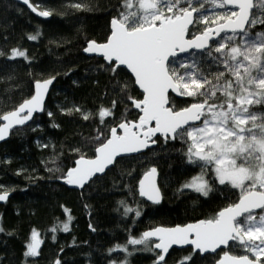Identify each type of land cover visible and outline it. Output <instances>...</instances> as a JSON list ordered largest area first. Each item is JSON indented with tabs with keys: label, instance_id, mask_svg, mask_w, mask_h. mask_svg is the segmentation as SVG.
Returning <instances> with one entry per match:
<instances>
[{
	"label": "trees",
	"instance_id": "trees-1",
	"mask_svg": "<svg viewBox=\"0 0 264 264\" xmlns=\"http://www.w3.org/2000/svg\"><path fill=\"white\" fill-rule=\"evenodd\" d=\"M30 1L41 11L50 10V19L33 15L13 0H0V121L2 115L31 98L36 80L55 77L56 82L44 113L30 125L15 130L9 141L0 146V194H11L8 203L0 205V227L4 230L0 232V264H25V245L30 242L33 229L42 243L40 255L27 258L28 264H53L58 258L61 264L119 262L126 253L110 254L109 249L125 245L129 238H139L145 231L161 226L211 219L219 210L238 202L240 191L228 184L219 185L211 167L205 176L213 185L208 197L182 188L200 169L185 162L184 144L171 140L165 143L162 138L156 139V147L141 155L119 159L81 192L65 187L59 177L73 167L79 156L72 149L82 147L97 130L107 131L98 123L99 109H110L112 101H116L113 115L105 117L104 124L109 127L125 118L136 121L140 113L127 97L141 100L143 95L125 69L118 68L113 73L103 60L83 53L89 41H107L110 21L118 16L123 0ZM76 3L82 7H73ZM204 9L226 11H216L211 0ZM262 30L264 25L252 29ZM37 33L36 40L28 39ZM13 49L24 51L27 59H9ZM210 70L215 72L217 68ZM171 101L176 109H182L193 99L171 97ZM84 112L89 114L87 121L82 118ZM45 144L47 148L42 147ZM85 151L86 158L95 157L91 144ZM152 167L159 172L163 194V202L157 206L142 200L137 190L138 181ZM121 201L125 203L122 205ZM126 207L132 211L125 214ZM63 208L70 211L65 213ZM69 215L70 231L62 232L60 227ZM53 227L57 229L55 233L50 230ZM133 247L144 246L128 245L129 250ZM229 251L232 255L250 254L236 242ZM192 253L191 249L174 250L166 264H179ZM220 255L194 254L186 264H215ZM154 261L153 252L136 251L128 256L127 264ZM260 262L264 264V259Z\"/></svg>",
	"mask_w": 264,
	"mask_h": 264
},
{
	"label": "snow or ice",
	"instance_id": "snow-or-ice-1",
	"mask_svg": "<svg viewBox=\"0 0 264 264\" xmlns=\"http://www.w3.org/2000/svg\"><path fill=\"white\" fill-rule=\"evenodd\" d=\"M22 2L37 12L30 0ZM208 2L123 0L118 16L110 21L107 41H89L84 48L86 53L102 56L113 73L120 66L130 70L133 83L142 89L143 98H127L142 115L136 121L125 118L109 127L104 124L105 117L113 115L116 101H112L110 109H99L98 123L107 131L97 130L91 140L86 138L82 147L73 148L79 156L59 179L83 189L94 176H102L110 165L118 163L117 157L141 153L157 144L152 137L160 134L165 143L171 140L184 144L185 162L200 169L199 174L182 188L208 197L213 185L205 175L211 166L213 178L219 185L228 184L241 190L238 202L219 210L211 219L183 227L148 230L139 238H129L125 245L114 246L109 249L110 254L115 251L126 255L119 262L110 260L109 264H127L128 256L136 251H151L155 254L154 264H166L165 257L172 245L191 244L203 254L215 253L221 246L228 247L229 241L236 242V246L254 259L247 254L231 255L224 251L218 264H260L264 257V211L257 212L264 210V112L249 110V106L264 105V30L252 31L257 25H264V0H256L255 12L252 11L253 0H211L216 8L226 9L216 13L204 9ZM229 5L232 8H228ZM72 6L82 7L79 3ZM196 13L199 14L194 15ZM37 14L49 17L51 11ZM200 24L204 27H199ZM38 35H29L28 39L36 40ZM210 40L215 42L210 45ZM193 49L196 52H192ZM185 53L188 55H180ZM17 56L27 59L26 53L19 49H13L9 59ZM212 67L217 71L212 72ZM54 79L36 80L34 95L2 115V121L7 123L0 126V141L5 140L14 126L31 120L33 113L45 111L43 98ZM169 90L176 96L193 97V102L176 109ZM76 111L81 110L77 107ZM82 118L87 121L89 114L82 113ZM118 128L122 130L120 134ZM89 144L94 158H86ZM156 175L157 169L150 168L138 181L137 190L140 196L159 204L161 197L155 183ZM7 200L8 192L5 191L0 194V202ZM63 211L70 210L63 208ZM131 211L125 208V214ZM135 215L139 216L140 212L136 211ZM71 219L67 216L60 231H70ZM50 230L57 231L55 227ZM3 231L0 227V232ZM38 236L33 229L31 240L25 245V264H28L27 258L40 255L42 241ZM153 237L159 242L149 243ZM52 240H56L55 235ZM129 244L144 247L129 250ZM194 254L183 258L179 264H186ZM53 264H61V261L58 258Z\"/></svg>",
	"mask_w": 264,
	"mask_h": 264
},
{
	"label": "water",
	"instance_id": "water-1",
	"mask_svg": "<svg viewBox=\"0 0 264 264\" xmlns=\"http://www.w3.org/2000/svg\"><path fill=\"white\" fill-rule=\"evenodd\" d=\"M13 1L16 2V3H18L19 5H21V6L25 7V8H27V9H28L33 15H35V16H37V17H39V18H42V19H50V17H51V16H49V17H42V16H39V15L37 14V12H40L41 10H39V9L37 8V12H33V11H31V9L29 8V6L25 5V4L22 2V0H13ZM255 1H256V0H253L254 7H255ZM30 4L33 5V4L31 3V1H30ZM33 6H34V5H33ZM228 8H232V6L229 5ZM252 11H254V8L252 9ZM196 14H197V13H196ZM196 14H194V15H196ZM190 29H191V26H190ZM221 35H224V33H221ZM214 42H215L214 40H210V41H209V44L211 45V44L214 43ZM86 46H87V45H86ZM191 51H192V52H196V50H194V49L191 50ZM83 53H84L85 56H87V57H89V58H97V59H101V60L104 61V63H105L106 65H108V64L106 63V61L103 59V57L100 56L98 53H86L85 51H83ZM180 55H187V54L185 53V54H180ZM170 59H171V58H170ZM119 68H121V69H125L124 66H120ZM125 70L131 75L132 79L134 80V76H133V74L130 73V70H127V69H125ZM55 82H56V79H54L52 85L49 86V89H48V91H47V94H46V95L44 96V98H43V106H44V109H45V107H46V104H47V101H48L49 95H50V93H51V90H52V88H53ZM135 85H136L137 89L140 91V93L143 95L142 89H139V87H138L137 84H135ZM33 95H34V93H33ZM169 97H170V98H171V97H174V98H176V99H183L184 96H176L174 93L171 92V90H169ZM136 111L139 112L138 109H136ZM43 113H44V111H43V112H36V113H33V115H32V119L29 120V121H27L24 125H17V126H14V127L9 131V134L6 136L5 140L0 141V146H1L2 144L6 143L7 141H9V139L11 138L12 133H13L15 130H17L18 128L20 129V128H24V127L30 125V124L34 121V119L36 118V116H40V115H42ZM139 113H140V112H139ZM25 114H26V113H23L22 115H25ZM140 115H142V113H140ZM0 122H1L0 126H3L4 124L7 123L6 121H2V118H1V121H0ZM196 123H200V122H196ZM153 124H154V122H153ZM117 132H118V134H120V133L122 132V130L118 128ZM158 138H162V137L160 136V134H157L156 136L152 137V139H155V140L158 139ZM162 139H163V138H162ZM156 146H157V144L152 145L149 149H145V150L142 151L141 153H133V154H130V155H127V156H124V157H117V160H119V159H121V158H126V157H132V156H138V155H141V154L145 153L146 151H148V150H150V149H152V148H154V147H156ZM114 165H115V164H114ZM114 165H110L109 168L105 170V173H106L108 170H110ZM156 169H157V168H156ZM105 173H104V174H105ZM104 174H103V175H104ZM103 175H102V176H103ZM97 177H101V175H100V174H97V176H94V177L92 178V180H94V179L97 178ZM92 180H90L89 183H90ZM62 183H63V185H64L65 187H67L68 189H70V190H75V191H80V192H81V191H82V190H83V189L89 184V183L86 184L85 187H84L83 189H79V188H77V187H75V186L67 185V184H65L63 181H62ZM155 183H156V186H157V187L159 188V190H160L161 202H160L159 204H154L152 201H149L146 197H143V196H140V195H139V197H140L142 200H144L146 203H148V204H150V205H155V206H157V205H160V204L163 202V194H162V191H161L160 186H159V172H158V170H157V175H156V177H155ZM10 198H11V194L8 193V200H7L6 202H0V205H5V204H7ZM259 211H263V210H257V212H259ZM239 219L242 220L243 217H240ZM192 223H196V222H192ZM192 223H189V224H192ZM186 225H188V224H186ZM178 226L183 227V226H185V225H178ZM175 227H177V226H175ZM175 227H163V226H161V227H157V228H175ZM155 229H156V228H155ZM152 230H154V229H152ZM38 239H39V238H38ZM150 241L153 242V243L159 242V241L157 240L156 237L151 238ZM234 243H235L234 241H229V245H228V247L221 246L220 248H217V250H216L215 253L207 252V253H203V254H201L198 250H195V249H194V245H191V244L172 245V246L169 248V251H168V254H167L166 257H165V260L168 258V256L170 255V253H171L172 251H174V250H176V251H182V250H186V249H191L193 252H195V254H199L201 257H205V256H207V255H215V254H217V253H220V254H221V255H220V258H219V259L216 261V263H215V264H218V261L222 258L224 251H227L229 254H231L230 251H229V248H230L231 245L234 244ZM40 250H41V244H40V246H39V251H40ZM156 251L159 252L160 250H156ZM231 255H232V254H231ZM250 259H251V258H250ZM260 264H263V263L260 262Z\"/></svg>",
	"mask_w": 264,
	"mask_h": 264
},
{
	"label": "rangeland",
	"instance_id": "rangeland-1",
	"mask_svg": "<svg viewBox=\"0 0 264 264\" xmlns=\"http://www.w3.org/2000/svg\"><path fill=\"white\" fill-rule=\"evenodd\" d=\"M255 5H256V1H255ZM215 7V6H214ZM215 9H216V11H220L221 9H218V8H216L215 7ZM256 11V7H254V11L253 12H255ZM212 13H214V12H212ZM197 15V14H196ZM199 27H201V28H203L204 27V25L203 24H200L199 25ZM213 44V43H212ZM188 55V54H187ZM187 55H184V56H187ZM181 71H186V69H181ZM227 75V74H226ZM217 95H220L219 93L217 94ZM185 98H189V99H193V97H187V96H184ZM183 97V98H184ZM170 100H171V98H170ZM209 103H211V101H209ZM249 110L250 111H257V112H264V105H252V106H249ZM258 123H259V120L257 121ZM249 123H251V122H249ZM189 143H190V141H189ZM205 150H207V147H206V149ZM209 167H211V166H209ZM206 176V175H205ZM246 183V185H247V183L248 182H245ZM239 191H241L240 189H238ZM264 211V210H263ZM256 243H258V241H256ZM249 258H251V259H254V257L251 255V254H249ZM264 259V257H261V259ZM263 263V262H262Z\"/></svg>",
	"mask_w": 264,
	"mask_h": 264
}]
</instances>
